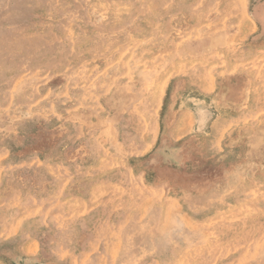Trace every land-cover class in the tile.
Returning a JSON list of instances; mask_svg holds the SVG:
<instances>
[{"label": "rangeland", "instance_id": "rangeland-1", "mask_svg": "<svg viewBox=\"0 0 264 264\" xmlns=\"http://www.w3.org/2000/svg\"><path fill=\"white\" fill-rule=\"evenodd\" d=\"M0 264H264V0H0Z\"/></svg>", "mask_w": 264, "mask_h": 264}, {"label": "crops", "instance_id": "crops-1", "mask_svg": "<svg viewBox=\"0 0 264 264\" xmlns=\"http://www.w3.org/2000/svg\"><path fill=\"white\" fill-rule=\"evenodd\" d=\"M186 113H187L188 115H189V114L191 115L190 110H187Z\"/></svg>", "mask_w": 264, "mask_h": 264}]
</instances>
